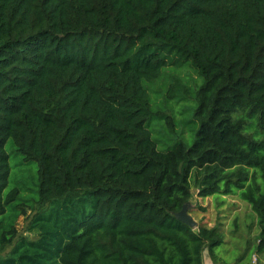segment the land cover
Instances as JSON below:
<instances>
[{"label":"trees","instance_id":"16d2710c","mask_svg":"<svg viewBox=\"0 0 264 264\" xmlns=\"http://www.w3.org/2000/svg\"><path fill=\"white\" fill-rule=\"evenodd\" d=\"M188 67L202 85L168 97L195 101L194 142L160 149L151 87ZM9 142L35 198L9 189ZM194 189L247 202L264 252V0H0V264H204L225 242L176 218Z\"/></svg>","mask_w":264,"mask_h":264},{"label":"rangeland","instance_id":"374dc122","mask_svg":"<svg viewBox=\"0 0 264 264\" xmlns=\"http://www.w3.org/2000/svg\"><path fill=\"white\" fill-rule=\"evenodd\" d=\"M172 69H168L162 80L151 87L153 89L151 93L152 101L155 106L159 107L156 108L153 105L154 109H166L167 113L174 117L176 124L175 134H171L163 130V122L161 121L154 120L148 123L154 139L159 143L160 149L171 147L178 139L192 145L195 139V132L198 130V124L191 122L194 119L195 101L185 92H180L175 99H169L168 92L170 88L174 89V87H177V84L185 85L188 89L194 91L198 88L197 86L202 85L203 79L198 76L199 74L192 67L178 72ZM180 97L182 98L180 99ZM184 98L188 99L184 100ZM7 151L10 154L13 169L9 189L14 185L20 186L24 190L23 199L35 198V193L38 191L37 165L35 163H26L23 157L16 152L11 142L7 144ZM191 201L194 205L198 203L201 209H204L196 210L193 214V218L197 222H201L200 219L204 216L203 219L206 225H217L223 230L225 243L216 249V255L219 260L223 259L226 264H251L252 257L255 256L256 261H263L264 252L257 253V242L259 239L257 237L260 234V230L256 215L249 204L240 199L239 195L200 198L198 190L194 189ZM194 208L195 206L191 209ZM33 215L34 213L28 210L26 214L18 218L16 224L18 237L36 239L38 230L29 231ZM16 242L17 240L13 245ZM11 249L12 246L0 251V256L7 255Z\"/></svg>","mask_w":264,"mask_h":264},{"label":"water","instance_id":"95a60500","mask_svg":"<svg viewBox=\"0 0 264 264\" xmlns=\"http://www.w3.org/2000/svg\"><path fill=\"white\" fill-rule=\"evenodd\" d=\"M193 204L188 202L184 205L183 209L176 214V218L186 223L191 228H197L198 222L193 218V216L189 213V210Z\"/></svg>","mask_w":264,"mask_h":264},{"label":"crops","instance_id":"0c3cea01","mask_svg":"<svg viewBox=\"0 0 264 264\" xmlns=\"http://www.w3.org/2000/svg\"><path fill=\"white\" fill-rule=\"evenodd\" d=\"M192 203V202H191ZM193 204V203H192ZM193 206H195L193 204ZM192 206V207H193ZM195 219V218H194ZM210 226H214V225H211ZM248 245V244H247ZM217 249V248H216ZM216 249H215V252H214V257L211 256L210 252L208 250H205L204 253H203V259H204V264H226L225 262H223V259L222 260H219L217 255H216ZM255 256L252 257V260H251V264H264V258H263V261L260 262L259 260L256 261V258H254ZM233 264V263H232Z\"/></svg>","mask_w":264,"mask_h":264}]
</instances>
